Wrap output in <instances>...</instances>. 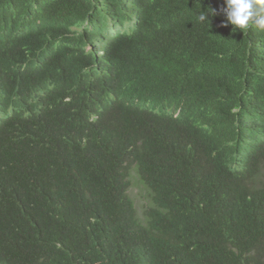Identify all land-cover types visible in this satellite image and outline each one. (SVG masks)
<instances>
[{
  "label": "trees",
  "instance_id": "16d2710c",
  "mask_svg": "<svg viewBox=\"0 0 264 264\" xmlns=\"http://www.w3.org/2000/svg\"><path fill=\"white\" fill-rule=\"evenodd\" d=\"M114 1L0 0V264H264V31Z\"/></svg>",
  "mask_w": 264,
  "mask_h": 264
},
{
  "label": "clouds",
  "instance_id": "9594fccd",
  "mask_svg": "<svg viewBox=\"0 0 264 264\" xmlns=\"http://www.w3.org/2000/svg\"><path fill=\"white\" fill-rule=\"evenodd\" d=\"M112 4L120 16L130 24L131 28L135 27V22L127 9L126 0H115ZM224 5L222 11L226 16L227 23L235 26L233 31L239 29L243 32L253 26L264 31V0H224ZM198 20L201 23H210L207 14L202 11Z\"/></svg>",
  "mask_w": 264,
  "mask_h": 264
},
{
  "label": "rangeland",
  "instance_id": "374dc122",
  "mask_svg": "<svg viewBox=\"0 0 264 264\" xmlns=\"http://www.w3.org/2000/svg\"><path fill=\"white\" fill-rule=\"evenodd\" d=\"M129 182L130 187L127 189L128 196L134 204L138 220L143 223L144 212L152 207L149 192L145 190V187L139 182L133 169L130 171Z\"/></svg>",
  "mask_w": 264,
  "mask_h": 264
}]
</instances>
